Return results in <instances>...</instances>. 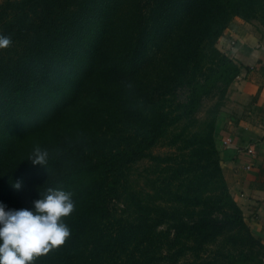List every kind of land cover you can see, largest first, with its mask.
<instances>
[{
  "label": "trees",
  "instance_id": "obj_1",
  "mask_svg": "<svg viewBox=\"0 0 264 264\" xmlns=\"http://www.w3.org/2000/svg\"><path fill=\"white\" fill-rule=\"evenodd\" d=\"M234 17L264 0H0V264H264L215 141Z\"/></svg>",
  "mask_w": 264,
  "mask_h": 264
},
{
  "label": "crops",
  "instance_id": "obj_2",
  "mask_svg": "<svg viewBox=\"0 0 264 264\" xmlns=\"http://www.w3.org/2000/svg\"><path fill=\"white\" fill-rule=\"evenodd\" d=\"M217 45L240 67L216 121L222 173L252 234L264 243V27L234 17Z\"/></svg>",
  "mask_w": 264,
  "mask_h": 264
},
{
  "label": "built area",
  "instance_id": "obj_3",
  "mask_svg": "<svg viewBox=\"0 0 264 264\" xmlns=\"http://www.w3.org/2000/svg\"><path fill=\"white\" fill-rule=\"evenodd\" d=\"M248 151L251 153L252 152V150L251 149H248Z\"/></svg>",
  "mask_w": 264,
  "mask_h": 264
}]
</instances>
